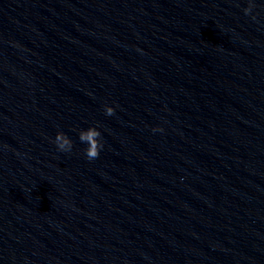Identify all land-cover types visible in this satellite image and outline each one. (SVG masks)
<instances>
[{"label":"clouds","instance_id":"obj_1","mask_svg":"<svg viewBox=\"0 0 264 264\" xmlns=\"http://www.w3.org/2000/svg\"><path fill=\"white\" fill-rule=\"evenodd\" d=\"M255 5L252 0H249L248 7L244 9L245 15H249ZM255 19V17H253ZM105 114L111 116L114 114V108L111 106L105 107ZM162 130V129H161ZM101 132L97 127H89L87 130H81L79 133V140L87 144L85 155L89 160L95 159L100 154V149L103 147L100 142ZM57 148L61 151H70L72 149V141L63 132H58L55 137Z\"/></svg>","mask_w":264,"mask_h":264}]
</instances>
